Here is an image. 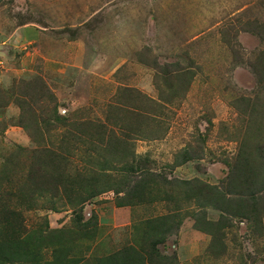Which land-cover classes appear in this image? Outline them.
Masks as SVG:
<instances>
[{"label":"rangeland","instance_id":"374dc122","mask_svg":"<svg viewBox=\"0 0 264 264\" xmlns=\"http://www.w3.org/2000/svg\"><path fill=\"white\" fill-rule=\"evenodd\" d=\"M0 264H264V0H0Z\"/></svg>","mask_w":264,"mask_h":264}]
</instances>
